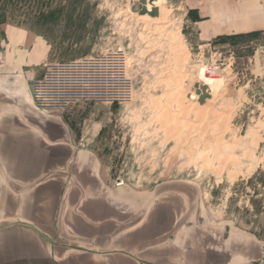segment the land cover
<instances>
[{
  "label": "rangeland",
  "instance_id": "rangeland-1",
  "mask_svg": "<svg viewBox=\"0 0 264 264\" xmlns=\"http://www.w3.org/2000/svg\"><path fill=\"white\" fill-rule=\"evenodd\" d=\"M145 1L0 0V28L46 43L32 101L77 137L94 126L86 145L111 181H189L212 221L264 247V33L202 44L180 0Z\"/></svg>",
  "mask_w": 264,
  "mask_h": 264
},
{
  "label": "crops",
  "instance_id": "crops-1",
  "mask_svg": "<svg viewBox=\"0 0 264 264\" xmlns=\"http://www.w3.org/2000/svg\"><path fill=\"white\" fill-rule=\"evenodd\" d=\"M200 43L264 33V0H180ZM158 6V4H157ZM50 61L30 31L0 28V264H264V247L212 221L195 184L116 186L63 114L36 107Z\"/></svg>",
  "mask_w": 264,
  "mask_h": 264
},
{
  "label": "clouds",
  "instance_id": "clouds-1",
  "mask_svg": "<svg viewBox=\"0 0 264 264\" xmlns=\"http://www.w3.org/2000/svg\"><path fill=\"white\" fill-rule=\"evenodd\" d=\"M148 11H151V7L150 6L148 7ZM212 71H213V69L209 68L207 65H204V66L200 67L199 71H198L197 79L200 82H203L205 84L211 85L213 83V81H211L209 79H206L205 74L206 73H210ZM193 83H196V80H194Z\"/></svg>",
  "mask_w": 264,
  "mask_h": 264
},
{
  "label": "water",
  "instance_id": "water-1",
  "mask_svg": "<svg viewBox=\"0 0 264 264\" xmlns=\"http://www.w3.org/2000/svg\"><path fill=\"white\" fill-rule=\"evenodd\" d=\"M140 1H141V3H143V4L146 3L145 0H140ZM152 2H153V0H149V3L152 4ZM142 14H145V11H144V10L142 11ZM148 15H149L150 17H153V18L157 17V11H156V9H153L151 13H148ZM196 95L199 97V99H198V103H199V104H202L203 101L207 98V96L204 95V94H201L200 91H196Z\"/></svg>",
  "mask_w": 264,
  "mask_h": 264
},
{
  "label": "bare ground",
  "instance_id": "bare-ground-1",
  "mask_svg": "<svg viewBox=\"0 0 264 264\" xmlns=\"http://www.w3.org/2000/svg\"><path fill=\"white\" fill-rule=\"evenodd\" d=\"M154 8H157V5H156V3H154ZM147 10V9H146ZM206 79H208V78H206ZM210 80V79H209ZM206 85H208V84H206Z\"/></svg>",
  "mask_w": 264,
  "mask_h": 264
},
{
  "label": "built area",
  "instance_id": "built-area-1",
  "mask_svg": "<svg viewBox=\"0 0 264 264\" xmlns=\"http://www.w3.org/2000/svg\"><path fill=\"white\" fill-rule=\"evenodd\" d=\"M36 99V98H35ZM122 184H116V186H121Z\"/></svg>",
  "mask_w": 264,
  "mask_h": 264
}]
</instances>
